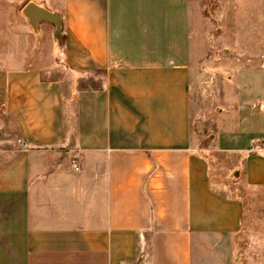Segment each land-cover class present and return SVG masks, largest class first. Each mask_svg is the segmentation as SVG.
I'll use <instances>...</instances> for the list:
<instances>
[{
  "label": "crops",
  "instance_id": "1",
  "mask_svg": "<svg viewBox=\"0 0 264 264\" xmlns=\"http://www.w3.org/2000/svg\"><path fill=\"white\" fill-rule=\"evenodd\" d=\"M5 1L0 264H231L243 201L193 143L195 0ZM29 2L59 14L57 54ZM252 49L216 142L264 191V39Z\"/></svg>",
  "mask_w": 264,
  "mask_h": 264
},
{
  "label": "rangeland",
  "instance_id": "2",
  "mask_svg": "<svg viewBox=\"0 0 264 264\" xmlns=\"http://www.w3.org/2000/svg\"><path fill=\"white\" fill-rule=\"evenodd\" d=\"M16 5L0 0V12ZM192 13L198 52L191 77L193 143L206 157L214 185L243 201L231 264H264V191L245 185L235 172L236 158L216 142L234 118L236 76L251 64L252 47L263 45L264 0H195Z\"/></svg>",
  "mask_w": 264,
  "mask_h": 264
},
{
  "label": "water",
  "instance_id": "3",
  "mask_svg": "<svg viewBox=\"0 0 264 264\" xmlns=\"http://www.w3.org/2000/svg\"><path fill=\"white\" fill-rule=\"evenodd\" d=\"M22 14L27 18L31 28L37 29V25L41 21L50 22L54 25V38H55V53L57 54L61 45V20L56 11H51L44 8L40 4L33 2L27 3L23 9Z\"/></svg>",
  "mask_w": 264,
  "mask_h": 264
},
{
  "label": "built area",
  "instance_id": "4",
  "mask_svg": "<svg viewBox=\"0 0 264 264\" xmlns=\"http://www.w3.org/2000/svg\"><path fill=\"white\" fill-rule=\"evenodd\" d=\"M71 165H72L75 169H77V168H78V165H79L78 160H77V159L72 160Z\"/></svg>",
  "mask_w": 264,
  "mask_h": 264
}]
</instances>
